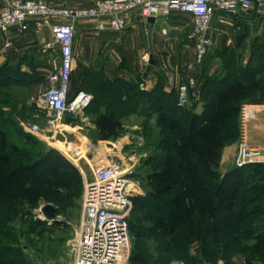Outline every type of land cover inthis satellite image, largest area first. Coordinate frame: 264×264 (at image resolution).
Returning <instances> with one entry per match:
<instances>
[{"label": "rangeland", "instance_id": "obj_1", "mask_svg": "<svg viewBox=\"0 0 264 264\" xmlns=\"http://www.w3.org/2000/svg\"><path fill=\"white\" fill-rule=\"evenodd\" d=\"M44 1L50 7L68 10L85 8L93 3V0ZM229 21L222 23L216 18L212 22L211 50L196 76L201 84L207 79L219 81L234 75L242 78V70L253 55L259 50L264 54V19L246 16L237 23ZM165 24L167 35L160 31ZM189 24V20L174 19V16L168 20L157 19L155 28L148 29L147 39L142 32V47L145 48L143 41L147 40V58L141 62L133 49L134 64L124 62L122 65H119V51L113 47L112 31H97L99 37L95 44L101 62L100 69L95 71V65H89L80 73L79 67L74 64L68 95L72 98L84 93L91 100L76 114L59 119L54 117L56 127L53 132L45 131L50 117L36 110L32 103L35 95L48 88L47 76L41 75L38 70L39 59L37 65L30 67V71L35 70L32 71V77L35 76L33 80L29 79V72L22 75L20 65L16 62L15 34L9 36L11 47L7 51L2 49L5 36L0 35V56L4 58L0 64V136L4 138L0 156L7 160L9 171L19 169V174L27 179L28 168L46 158L49 160L48 165L55 170V174L47 179L46 184L51 192L47 200L29 203L22 195L29 184L24 189H5L7 201L0 202V264L69 263V247L78 221L83 184L80 170L90 178L92 171L109 164L110 159L131 172L128 177L139 187L137 194L131 197L132 212L127 221L129 258L136 250V256L140 259L146 256L149 264H171L173 261L183 264H263L258 259L245 256L242 247L236 252L232 251L231 230L227 232L223 218L217 220L220 229L216 236L211 228L214 221L193 217L185 220L180 229L166 237L165 229L157 223L162 220L160 214L167 213L169 206L162 205L160 213L145 208L151 199L149 196L147 198V193L157 190L153 189L156 177L160 168L168 164L170 159L160 152L158 114L152 109L151 103L158 96L157 92L163 83L172 75L179 74L182 77L185 64L194 59L193 48L187 45L185 39L190 30ZM139 25L142 26L141 23ZM43 55V68L49 73L55 71L60 61L57 48L54 46ZM151 55L155 65L149 63ZM95 77L99 78L98 83ZM144 77L150 82L156 81L154 87L157 91L153 100L140 95L150 91L143 90ZM256 82L264 83V76H259ZM102 84L106 85L104 91L99 89ZM114 91L121 92L122 96L114 94ZM258 99L259 93L248 96L243 102ZM204 101L205 98L200 96L195 106L182 108V111L200 114ZM260 113L262 111L257 115ZM32 124L39 127L38 132L29 130ZM66 172L69 175L64 177ZM168 186L170 181H163L161 187L166 189ZM171 194L168 188L160 195L163 203L172 205L168 201ZM148 202L154 204V200ZM46 204L56 208L55 219L49 220L42 214L41 208ZM261 219L263 224L264 217ZM131 223L144 236L134 237L130 232ZM247 227L244 225L241 233ZM249 233V236L264 234V226L254 228ZM253 244L254 241H249L245 246ZM7 247L11 251L4 262V249ZM126 264L136 263L128 260Z\"/></svg>", "mask_w": 264, "mask_h": 264}, {"label": "built area", "instance_id": "obj_2", "mask_svg": "<svg viewBox=\"0 0 264 264\" xmlns=\"http://www.w3.org/2000/svg\"><path fill=\"white\" fill-rule=\"evenodd\" d=\"M2 2L0 35L5 36L3 51L11 47L10 34L24 35L34 19H39L42 26L49 27L52 32L53 40L43 44L42 52L46 53L54 46L59 51L60 65L48 75V88L32 99L36 110L50 117L45 128L47 132H53L56 127L54 117L59 119L76 114L91 100L84 93L71 100L68 96L74 70L76 21L95 22L96 31L123 32L134 13L147 27L148 18L156 21L175 14L191 16L192 27L185 39L193 48L194 59L185 64L181 80L171 84L177 106L187 108L200 101L202 84L196 76L211 50L212 22L217 18L218 22L231 20L230 23H237L246 16L264 19V0H93L90 6L75 10L53 8L44 0ZM161 32L167 35V28ZM261 109H264V103L245 102L240 105L234 169L264 165V146L250 144L248 135L249 124ZM29 130L36 133L39 127L32 124ZM80 173L83 184L79 216L69 247L68 264H126L130 249L127 221L132 209L131 197L137 194L138 184L128 177L131 172L111 159L109 164L92 171L90 178L81 170ZM171 264L183 263L173 261Z\"/></svg>", "mask_w": 264, "mask_h": 264}, {"label": "trees", "instance_id": "obj_3", "mask_svg": "<svg viewBox=\"0 0 264 264\" xmlns=\"http://www.w3.org/2000/svg\"><path fill=\"white\" fill-rule=\"evenodd\" d=\"M260 51L253 55L244 67L242 78L234 75L219 81L207 79L202 83L201 96L205 101L200 114L184 113L183 109L177 106L176 93L165 92L163 86L154 100L152 97L157 91L156 87L140 95L153 100L152 109L158 114L160 127V152L170 158V163L163 165L156 177V186H153V189L157 190L147 193V198H151L148 201L154 200V204L147 201L145 206L154 213H160L162 205L169 206L167 213L160 214L162 220L157 223L165 229V236L172 235L181 228L185 220L193 217L214 221L211 228L216 236L220 229L217 220L223 218L225 229L227 232L231 230L232 251L236 252L242 247L245 256L258 259L264 264V234L255 233L249 236V232L254 228L260 229L264 226V223L260 222L264 217V184L261 183L264 178V165L233 169L223 177L217 172L222 149L237 139L240 105L244 103L245 98L257 93L260 99L248 103H264V83L256 82L259 76H264V54ZM34 78L35 76L31 75L29 79ZM95 81L98 83L99 78L95 77ZM106 85L109 86L108 83ZM106 85L102 84L99 89L106 90ZM114 94L122 96L121 92L114 91ZM0 144L4 145L2 136ZM48 162L46 158L30 166L27 179L19 174V169L9 171L7 160L0 156V202L7 201L6 188L24 189L28 184L22 195L29 203L50 198L51 192L46 183L49 176L55 174V170ZM68 175L69 172H66L63 176ZM167 180L170 181V186L164 189L161 185ZM168 188L172 193L168 201L172 205L167 202H164V205L160 198ZM173 205L176 207L174 210ZM131 212L132 209L130 214ZM244 225L248 227L241 233ZM130 232L134 237L144 236L132 223ZM249 241H254L255 244L245 246ZM8 248L4 249V262L11 251V248ZM136 255L134 250L129 261L149 264V258L143 256L140 259Z\"/></svg>", "mask_w": 264, "mask_h": 264}, {"label": "crops", "instance_id": "obj_4", "mask_svg": "<svg viewBox=\"0 0 264 264\" xmlns=\"http://www.w3.org/2000/svg\"><path fill=\"white\" fill-rule=\"evenodd\" d=\"M3 6V2L2 0H0V11L3 9ZM173 16L174 19H183L185 21L189 20L191 29V16L186 14H175ZM155 22L153 25H149L147 27L146 24H144L139 18V16L134 13L129 18L128 26L123 32L111 33V36L114 38L113 47L117 48L119 51V65H122L124 62L134 64L135 60L132 61L133 54L131 53V50L133 49L139 55L141 62L143 61V59L147 58V52L145 51V48L147 46V32L149 28H155ZM140 23L142 24V26L139 25ZM166 26V24L163 25L160 28V31ZM75 27L76 33L73 44V65L75 64L79 67L80 73L85 71V68H87L89 65H95V71H99V65L101 62L99 55L96 54L97 52L95 44L96 38L99 37V33L95 29V22L85 23L84 21L79 20L75 23ZM142 32L144 33L143 35H145L146 38L145 41H143L145 44V48L142 47ZM52 40L53 37L51 29L49 27L42 26L39 19H34L30 22L29 28L24 35L15 37L14 50L16 53V62L20 65V71L22 73L29 72L31 75H33L35 70H32L34 71L32 73V71H30V67L37 65V59H39L40 68L38 70L40 71L41 75L48 77L50 73L43 68L44 53L42 52V49L44 43L51 42ZM1 45L2 42L0 43V47ZM126 49H128L127 52ZM133 59H135V57ZM2 61H4V58L1 55L0 64ZM180 80L181 76L179 74L172 75L165 81V83H163L164 91L171 92V84H177ZM143 84H145L143 86L145 87V90H151L156 85V81L150 82L148 81L147 77H144ZM193 106H195V104ZM260 111H262V113L256 115L251 120L248 131L250 144L256 146H264V110ZM235 155L236 142L222 149L219 163L217 165V172L220 177L225 176L234 169ZM261 183L264 184V178Z\"/></svg>", "mask_w": 264, "mask_h": 264}, {"label": "water", "instance_id": "obj_5", "mask_svg": "<svg viewBox=\"0 0 264 264\" xmlns=\"http://www.w3.org/2000/svg\"><path fill=\"white\" fill-rule=\"evenodd\" d=\"M155 22V19L154 18H148L147 19V23L149 25H153ZM149 63L152 64V65H155V62H154V57L151 55L149 57ZM41 212L43 213V215L49 219V220H53L55 219V213H56V208L53 207L52 205L50 204H46L45 206H43L41 208ZM68 264V263H67Z\"/></svg>", "mask_w": 264, "mask_h": 264}]
</instances>
